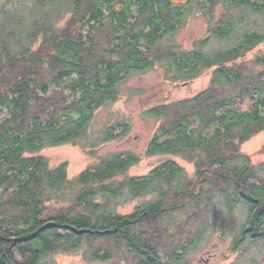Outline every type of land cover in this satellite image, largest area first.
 I'll list each match as a JSON object with an SVG mask.
<instances>
[{
  "label": "trees",
  "instance_id": "obj_1",
  "mask_svg": "<svg viewBox=\"0 0 264 264\" xmlns=\"http://www.w3.org/2000/svg\"><path fill=\"white\" fill-rule=\"evenodd\" d=\"M32 3L30 18L0 24V264L74 254L84 264H191L215 234L231 241L229 264H264V161L242 150L264 133V0ZM199 14L206 35L176 43ZM154 70L177 86L211 78L147 109L158 124L142 156L97 157L99 143L132 127L119 116L92 137L98 112ZM65 145L92 159L73 177L43 155ZM156 156L172 159L129 174ZM122 195L138 202L132 212L117 211Z\"/></svg>",
  "mask_w": 264,
  "mask_h": 264
},
{
  "label": "rangeland",
  "instance_id": "obj_2",
  "mask_svg": "<svg viewBox=\"0 0 264 264\" xmlns=\"http://www.w3.org/2000/svg\"><path fill=\"white\" fill-rule=\"evenodd\" d=\"M32 1L18 0L15 4L9 5L8 0H0V24L4 21H12L14 17H20V15L30 18L29 14L31 13V8H33ZM5 4L7 6L4 15L1 11ZM10 30L12 29L10 28ZM206 31V20L199 14L189 18L185 25L174 35L173 40L184 47L191 48L196 40L206 35ZM14 34L19 35V32L14 30ZM210 78V75H203L194 81L177 86L178 84L167 80L160 71L154 70L129 81L124 87L123 98L117 104L98 112L90 129V134L92 137L99 138L105 124L114 121L119 116L128 117V122L132 126L131 131L123 139L99 143L96 156L106 157L121 152H132L142 156L158 124L155 118L145 114L147 109L168 100L193 96L207 86ZM136 89L143 91L129 96V90L136 91ZM242 150L246 154L253 155L254 163L264 161V133L244 144ZM43 155L49 160L51 166L67 162L69 165L68 173L71 177L76 176L92 163V159L77 145L49 148L43 152ZM167 159L172 158L169 156H156L144 159L140 164L131 168L129 174L134 176L146 175ZM175 160L186 169L189 176L194 174L192 165L179 158ZM137 204L138 202L130 201L124 195L119 196L117 199V211L130 213ZM245 211L238 213L236 217L238 224L245 222ZM230 242V239L222 240L217 234L211 236L203 248L190 256L191 264H229L230 260L225 257L230 254ZM51 264L84 263L82 262L81 254H74L55 256Z\"/></svg>",
  "mask_w": 264,
  "mask_h": 264
}]
</instances>
